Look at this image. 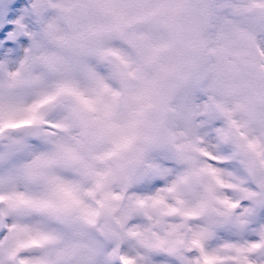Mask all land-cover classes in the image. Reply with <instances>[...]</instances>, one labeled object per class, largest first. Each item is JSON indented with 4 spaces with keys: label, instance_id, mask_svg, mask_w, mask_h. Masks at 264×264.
<instances>
[{
    "label": "clouds",
    "instance_id": "clouds-1",
    "mask_svg": "<svg viewBox=\"0 0 264 264\" xmlns=\"http://www.w3.org/2000/svg\"><path fill=\"white\" fill-rule=\"evenodd\" d=\"M177 22L167 71L146 67L115 102L112 122L119 129L81 127L68 114L86 168L106 175L108 199L99 217L105 249L95 264H121V256L130 264H155L158 257L164 264H203L193 241L205 246L213 264H242L236 249L247 236L264 244V2L182 0ZM110 87L121 90L116 80ZM104 103L113 101L102 97L98 108ZM122 134L126 147L97 160ZM220 164L230 170L218 171ZM152 179L163 186L147 195L134 191ZM141 197L148 198L143 206ZM251 259L264 264V252ZM75 264L91 261L85 254Z\"/></svg>",
    "mask_w": 264,
    "mask_h": 264
},
{
    "label": "snow or ice",
    "instance_id": "snow-or-ice-1",
    "mask_svg": "<svg viewBox=\"0 0 264 264\" xmlns=\"http://www.w3.org/2000/svg\"><path fill=\"white\" fill-rule=\"evenodd\" d=\"M42 10H50L51 18L29 35L33 45L0 87V143L16 165L0 178V264H75L85 254L95 264L105 249L99 217L108 199L106 175L86 168L83 142L68 114L81 127L119 129L112 114L122 90L142 80L146 67L167 71L164 61L179 33L182 0H36L34 11ZM223 44L218 37L217 47ZM209 51L215 54L216 48ZM113 80L121 90L110 87ZM105 96L113 103L98 108ZM127 143L120 135L113 150L96 159L110 158ZM147 199H139L141 206ZM192 243L203 264H213L205 246ZM236 250L242 264H255L251 257L264 252V244L249 235ZM120 261L130 264L123 256Z\"/></svg>",
    "mask_w": 264,
    "mask_h": 264
},
{
    "label": "rangeland",
    "instance_id": "rangeland-1",
    "mask_svg": "<svg viewBox=\"0 0 264 264\" xmlns=\"http://www.w3.org/2000/svg\"><path fill=\"white\" fill-rule=\"evenodd\" d=\"M35 3L36 0H0V73L13 69L23 59L25 50L34 43L29 35L35 36L40 31L41 24L51 18L50 10H42L37 14L34 11ZM31 147L35 149L36 144L33 142ZM16 155L20 157L26 154L17 152ZM15 166L9 147L0 143V178ZM226 170H230L228 165ZM162 186L161 179L144 180L134 191L147 195ZM220 236L225 238L224 233ZM155 264H164L163 258H156Z\"/></svg>",
    "mask_w": 264,
    "mask_h": 264
}]
</instances>
